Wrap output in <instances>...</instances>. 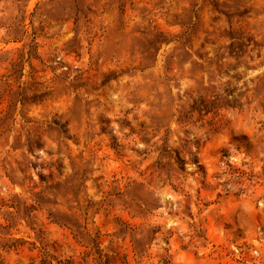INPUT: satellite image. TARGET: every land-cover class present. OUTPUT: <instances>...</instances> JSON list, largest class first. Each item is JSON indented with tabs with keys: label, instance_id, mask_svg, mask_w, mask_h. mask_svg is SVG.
<instances>
[{
	"label": "rangeland",
	"instance_id": "obj_1",
	"mask_svg": "<svg viewBox=\"0 0 264 264\" xmlns=\"http://www.w3.org/2000/svg\"><path fill=\"white\" fill-rule=\"evenodd\" d=\"M0 264H264V0H0Z\"/></svg>",
	"mask_w": 264,
	"mask_h": 264
}]
</instances>
